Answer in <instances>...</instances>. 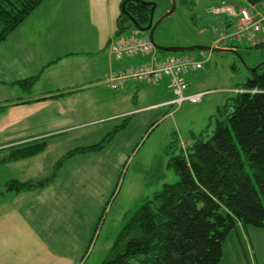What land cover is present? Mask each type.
Wrapping results in <instances>:
<instances>
[{"label":"crops","instance_id":"obj_1","mask_svg":"<svg viewBox=\"0 0 264 264\" xmlns=\"http://www.w3.org/2000/svg\"><path fill=\"white\" fill-rule=\"evenodd\" d=\"M122 2L46 0L0 43V159L10 155V149L20 143L39 139L47 142L46 150L37 156L0 162L14 174L20 168L22 175L6 182L0 178V264H75L76 259L65 260L63 255L49 251L50 247L73 244L81 232L76 218L81 215L85 219V215L78 210L80 206H72L73 201L87 203L86 207L92 202L100 214L108 197L99 186L107 185L112 190L113 184L120 181L123 164L140 152L144 139H149L155 127L176 114L169 104L176 97L169 78L151 85L130 81L123 88L109 87L110 74L161 61L158 53L120 60L115 57L111 45L117 36ZM60 3L61 10L57 5ZM230 9L234 12V8ZM251 9L253 16L261 17L264 2L252 5ZM75 11L79 18L84 15L85 25L92 32L86 31L85 25L80 30L68 19L76 15ZM241 20L239 16L236 22L228 23L229 28L220 37L204 45L212 47L223 34L236 32ZM205 51L206 58L196 56L203 68L182 75L187 84L185 95L206 94L193 93L196 82L200 84L205 79L204 65L214 52ZM24 80V86L18 83ZM125 119H129L128 125L119 129L102 150L74 154L59 165L63 157L47 180L36 182L35 177L28 178L39 161L51 152L55 154L63 141L80 136L82 142L77 148L94 146ZM102 125L107 130L103 139L102 133L88 134L94 126ZM39 167L43 168L41 163ZM11 180L31 181L34 186L16 192L7 187ZM43 182L46 184L40 185ZM98 221L99 218L97 225ZM93 229L92 220L85 234L90 236ZM81 263L83 260L77 264Z\"/></svg>","mask_w":264,"mask_h":264},{"label":"trees","instance_id":"obj_2","mask_svg":"<svg viewBox=\"0 0 264 264\" xmlns=\"http://www.w3.org/2000/svg\"><path fill=\"white\" fill-rule=\"evenodd\" d=\"M44 1L0 0V43ZM248 1L253 6L264 2ZM150 10L147 4L127 1L117 36L128 29L131 19L146 25ZM260 38L261 42L252 46L264 53V35ZM240 42L233 47L238 50ZM247 80L231 99V108L218 110L214 134L208 139L196 137L169 158V168L180 180L165 184L162 191L125 216L126 223L101 264H221L226 239L237 226L264 228V65ZM25 82L18 83L24 86ZM128 122L125 119L100 143L72 150L59 165L74 154L102 150ZM179 144L175 142L172 149ZM46 145L42 139L20 143L0 162L37 156ZM33 186L31 181L7 183L8 189L16 192Z\"/></svg>","mask_w":264,"mask_h":264},{"label":"rangeland","instance_id":"obj_3","mask_svg":"<svg viewBox=\"0 0 264 264\" xmlns=\"http://www.w3.org/2000/svg\"><path fill=\"white\" fill-rule=\"evenodd\" d=\"M79 1L84 2L85 0ZM142 1L159 2L160 6L156 11V17L158 18L169 7L163 0ZM68 4L66 9L69 10L71 3L68 2ZM57 5H60L58 9L61 10L62 3ZM229 7L234 8V12L231 9L229 10ZM186 8L190 11L185 9L182 13V6H179L173 15H170L168 19L161 23L158 31L165 32L167 37L156 38L157 43L166 47L192 46L195 43L200 45H204V43L212 44L215 39L221 36L222 32L229 28L228 23L238 20L239 16H241L240 10L242 8L250 12L252 5L248 0H191ZM62 14L64 15L63 12ZM75 14L68 17V19L82 30L86 23V18L84 20V15L79 18L77 11H75ZM59 16L61 17V15ZM64 18H66L65 15ZM87 26L91 27L90 22H87ZM85 29L88 32L93 31L86 25ZM135 30L128 28L121 35H115L113 37L114 43L119 42L124 36H133ZM138 35L139 37L148 38L146 33ZM238 45L239 55L245 60L248 67L264 62L263 49H256L252 46V42L248 43L246 41L240 42ZM158 54L159 60H161L165 57L180 56L181 54L199 57L200 51L193 50L192 52L181 54L159 51ZM239 55L217 51L211 53L209 62L204 65V71H206L205 79L200 84L196 82L194 85L193 93L196 91L206 92L203 98L195 104L189 99L179 103L175 102L179 100L176 95L172 102L169 103L170 106H173L174 113H176L173 119H168L159 124L155 127V131L150 138L144 139L143 148L140 152L138 154L135 152L129 158V161L123 164L119 175L120 181L118 179L113 184L112 190H109L107 185L99 186L100 189L106 191V198L108 197L105 205L100 210V214H97L92 202H90L89 207H86L87 203L85 205L84 202L73 201L72 206L76 208L80 206L78 210L82 215H85V219L81 215L76 218L77 222L75 224L80 227L81 232L73 241V244L69 246L50 247L49 251L51 253L63 255L65 260L74 258L77 260L75 264L82 260L83 264H101L110 252L114 239L119 235V231L126 223L124 222L125 216L134 213L147 199H152L155 193L164 189L165 184L174 185L180 180L178 174H175L169 168V158L174 153H179L181 147L185 148L186 145L183 143L190 145L196 140V137L208 139L214 134L218 110L224 111L231 108L229 105L231 99L236 95V92L240 93L242 91L238 89L234 92V88L245 87L247 79L251 76L250 70L246 68ZM199 73L201 72L199 71ZM184 92L183 95H185ZM185 97H190V95H185ZM100 127L94 126L88 134L94 136L102 133L100 136H103V139L107 130L104 131V125ZM81 142L80 136H74L70 140L63 141L55 154L51 152L45 159L39 161L38 165L34 167L35 170L28 175V178L35 177L34 180L36 182L50 178L55 172L54 166L67 153L80 147ZM175 142L180 144L172 149ZM40 163L43 168L39 167ZM19 172L20 168H17L14 174L7 165H0V178H3L5 182L8 179H20L22 175ZM20 182L22 183L23 181L20 180ZM69 184L67 183V186ZM114 194L116 196L112 199ZM83 219L84 221H82ZM92 220L95 223V229L88 236L84 230L91 226ZM226 240L221 264H264V228L247 227L244 229L241 226H237V229Z\"/></svg>","mask_w":264,"mask_h":264},{"label":"built area","instance_id":"obj_4","mask_svg":"<svg viewBox=\"0 0 264 264\" xmlns=\"http://www.w3.org/2000/svg\"><path fill=\"white\" fill-rule=\"evenodd\" d=\"M242 16L241 26L236 32L223 35L213 47H231L240 41H251L252 43H260L261 35H264V14L257 18L246 9H241ZM140 32L136 30L133 36L124 38L112 46L117 59L125 56L134 57L136 55H145L155 53L153 43L144 37H139ZM207 52H200L199 58H206ZM203 68V62L197 57L190 55L172 56L169 59L160 61L157 64H146L137 66V68H128L124 72H114L109 77V86L112 89L124 87L127 82L144 83L146 85L155 84L163 78L171 80L172 88L179 100L175 102H183L189 99L192 103H197L205 94H194L185 97L183 92L187 86L182 75L190 70Z\"/></svg>","mask_w":264,"mask_h":264},{"label":"water","instance_id":"obj_5","mask_svg":"<svg viewBox=\"0 0 264 264\" xmlns=\"http://www.w3.org/2000/svg\"><path fill=\"white\" fill-rule=\"evenodd\" d=\"M127 1H136V2H140L143 4H147L148 6H151V10L149 13V21L146 25H140L136 20L131 19L128 28H131L132 26L134 28L140 29V31L142 33H146L148 34V38L149 40L153 43L154 47L156 50H160L166 53H188V52H192L193 50H199V51H217V52H221V53H233L236 56L239 55V52L237 49L234 48H217L215 47V49L211 48L210 46H201V45H192V46H181V47H177V46H170V47H166L163 46L159 43H157V39L156 38H166L167 35L165 32L162 31H158V27L161 25V23L168 19V17L170 15H173L176 11H177V4L175 2L172 3V8L165 14H160L161 16L156 17V11L157 8L160 6L159 2L155 3V2H149V1H142V0H126L125 2H123L122 4V12L125 11V4ZM163 7L165 8V6L163 5ZM239 58H241V56L239 55ZM242 62L246 65V68L250 70V72H257L258 70H260L261 66L264 65V62L256 65L254 67H248L247 64L245 63V60L243 58H241Z\"/></svg>","mask_w":264,"mask_h":264},{"label":"flooded vegetation","instance_id":"obj_6","mask_svg":"<svg viewBox=\"0 0 264 264\" xmlns=\"http://www.w3.org/2000/svg\"><path fill=\"white\" fill-rule=\"evenodd\" d=\"M166 5H169L168 9H166L163 14L167 13L171 8H172V3L175 2L177 4V9L179 6H182V13L186 10L190 11L189 9H187V4H189L191 2V0H163Z\"/></svg>","mask_w":264,"mask_h":264}]
</instances>
